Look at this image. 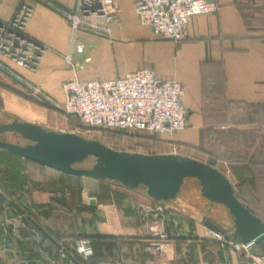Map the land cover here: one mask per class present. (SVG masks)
Segmentation results:
<instances>
[{
    "label": "crops",
    "instance_id": "0c3cea01",
    "mask_svg": "<svg viewBox=\"0 0 264 264\" xmlns=\"http://www.w3.org/2000/svg\"><path fill=\"white\" fill-rule=\"evenodd\" d=\"M20 1L31 9L25 34L45 51L31 71L0 59L1 112L35 124L43 106L31 98V87L62 104L63 80H111L148 67L180 83L186 126L158 134L148 151L134 152L208 164L245 204L264 194V0H212L216 10L191 16L186 37L177 42L155 37L140 23L134 0H114L117 11L106 34L72 31L59 10L72 8L75 0H0V21ZM22 160L0 152V264H67L75 238L89 241L86 260L76 256L80 264L248 261L241 251L205 238V220L228 241L232 223L224 207L200 196L193 179L184 180L173 200L160 203L140 187L130 190ZM157 204L164 209L162 220L143 221L140 209ZM160 232L166 240L152 258L143 248Z\"/></svg>",
    "mask_w": 264,
    "mask_h": 264
},
{
    "label": "built area",
    "instance_id": "2783aa9c",
    "mask_svg": "<svg viewBox=\"0 0 264 264\" xmlns=\"http://www.w3.org/2000/svg\"><path fill=\"white\" fill-rule=\"evenodd\" d=\"M216 8L212 0H134L133 10L140 23L149 27L155 37L177 42L186 37L191 16L212 13ZM59 11L72 31L81 29L106 34L107 25L117 8L114 0H75L72 8ZM30 13V7L20 1L11 17L0 21V55L9 57L17 65L33 68L45 49L24 32ZM75 50L80 52L81 47L76 46ZM65 59L68 61V57ZM60 88L63 93V113L73 116L88 128L145 132L156 136L164 132L181 131L186 126L187 111L181 102L180 83L173 79H162L148 67H140L111 80L78 79L73 76L63 80ZM31 91L37 100L50 101L35 87H31ZM52 104L57 106L54 102ZM163 213L161 204L140 209L145 222L161 221ZM205 238L227 244L235 251L249 249V246L228 241L220 231L208 229ZM165 240L166 235L158 233L155 240L144 246V253L152 258L159 256ZM71 248L73 254L86 260L89 241L77 238L73 240ZM244 264L256 262L247 261Z\"/></svg>",
    "mask_w": 264,
    "mask_h": 264
},
{
    "label": "water",
    "instance_id": "95a60500",
    "mask_svg": "<svg viewBox=\"0 0 264 264\" xmlns=\"http://www.w3.org/2000/svg\"><path fill=\"white\" fill-rule=\"evenodd\" d=\"M3 133L17 134L27 143L21 146L0 141L2 151L64 174L115 181L130 190L143 187L146 196L155 202L173 200L184 180H195L203 199L226 209L233 228L229 241L256 246L259 253L253 256L264 264V222L234 197L229 181L210 165L176 154L115 151L95 140L17 120L0 124ZM87 158H93L89 168H74ZM204 224L221 232L207 220Z\"/></svg>",
    "mask_w": 264,
    "mask_h": 264
},
{
    "label": "rangeland",
    "instance_id": "374dc122",
    "mask_svg": "<svg viewBox=\"0 0 264 264\" xmlns=\"http://www.w3.org/2000/svg\"><path fill=\"white\" fill-rule=\"evenodd\" d=\"M0 59L29 71L35 69V67L37 66L36 65L32 68L29 65H17L13 63L9 59V57L1 55ZM40 92L43 95L47 96L50 101L42 99L37 100L35 97H33L31 91V98L43 106L42 115L40 117H37L35 121L33 120V123L37 125L57 132L72 133L87 140H95L115 151L145 152L148 151L147 146H150V144H155L157 142L155 136H150L145 132L127 133L123 131H108L85 127L81 123H79L78 120L73 116H68L63 113L61 101L56 100L55 98H50L48 95L44 94L43 91ZM52 102L56 103L57 106L53 105ZM12 120H15L13 116L0 111V124L9 123ZM0 141L21 146L27 143L21 137L14 133L0 134ZM92 163L93 158H87L84 162L75 165L74 168L87 169L91 166ZM185 184H188V181H186ZM140 190L144 191V188L140 187ZM246 204L247 206L254 209L253 211L258 217L264 220V194L256 197L250 196ZM242 253L247 256L248 261H254L256 262V264H263L262 260L253 256V254L259 253V250L256 246H250L247 251H242Z\"/></svg>",
    "mask_w": 264,
    "mask_h": 264
},
{
    "label": "trees",
    "instance_id": "16d2710c",
    "mask_svg": "<svg viewBox=\"0 0 264 264\" xmlns=\"http://www.w3.org/2000/svg\"><path fill=\"white\" fill-rule=\"evenodd\" d=\"M2 150H0V152H1ZM2 152H5V153H7V154H10V155H13V156H16V155H14V154H12V153H9V152H6V151H2ZM18 157V156H17ZM86 160V159H85ZM85 160H83L82 162H84ZM23 162H25V163H30V164H35V163H32V162H29V161H27V160H22ZM81 162V163H82ZM80 164V163H79ZM37 165V164H36ZM76 165H78V164H76ZM75 166V165H74ZM112 182H115V181H112ZM119 184V183H118ZM234 197L240 202V199H238L237 198V196H235V194H234ZM160 203H162V202H160ZM250 213H252L254 216H256L258 219H260L262 222H264V220H262L260 217H258L255 213H254V211L253 210H249L247 207H249V206H247V204H245V203H243V202H240ZM75 239H77V238H75ZM74 239V240H75ZM73 253V252H72ZM72 259H73V261L74 262H76V263H78V264H80V262H79V260H78V258H76V255L75 254H73V257H72Z\"/></svg>",
    "mask_w": 264,
    "mask_h": 264
}]
</instances>
